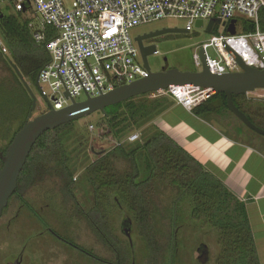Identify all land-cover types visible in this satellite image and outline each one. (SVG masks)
I'll return each instance as SVG.
<instances>
[{"label": "trees", "instance_id": "1", "mask_svg": "<svg viewBox=\"0 0 264 264\" xmlns=\"http://www.w3.org/2000/svg\"><path fill=\"white\" fill-rule=\"evenodd\" d=\"M1 13L0 39L7 54L0 52V70L4 72L0 77V138L7 139L2 127H8L13 116L21 118L1 148L4 154L14 134L27 120L31 106V97L12 66L29 86L34 85L38 71L48 62L49 56L44 43H37L33 38L32 15L24 11L2 10ZM259 25L264 30V9L259 12ZM253 29L251 23L243 26V31ZM52 31L45 28L46 38L54 35ZM149 94L107 106L102 113V120L97 124L101 134L123 142L108 151L95 152V159L81 167L89 206L77 201L74 172L78 167L66 146L74 120L44 131L36 139L10 198H21L26 189L45 178L58 179L60 191L70 197L69 201L79 214L75 217L84 221L97 241L114 254L113 264H135L132 231L145 245L148 260L157 264V257H161L163 264H172L175 233L181 222L206 227L208 233L215 232L219 249L213 264H260L244 202L152 123L167 101L166 96L148 98ZM232 100L254 125L264 130V100L252 99L247 94L232 95ZM8 111L12 114L9 117L6 116ZM191 112L204 120L235 117L228 110L222 92L203 100ZM235 118L238 120V137L246 131L264 138ZM136 130H139L138 139L126 141V137ZM117 157L126 162L121 169L114 165ZM24 204L33 211L26 201ZM83 204L85 208L81 207ZM113 211H118L120 227L127 236L125 244L112 232L110 214ZM197 260L208 263L209 258Z\"/></svg>", "mask_w": 264, "mask_h": 264}, {"label": "built area", "instance_id": "2", "mask_svg": "<svg viewBox=\"0 0 264 264\" xmlns=\"http://www.w3.org/2000/svg\"><path fill=\"white\" fill-rule=\"evenodd\" d=\"M1 5L4 11H24L38 20L33 38L44 43L49 56L38 76L48 110L61 109L82 94L94 97L146 77L148 71L142 59L139 61L140 51L129 31L168 17L186 18L184 28L188 33L198 20L202 26L212 18L225 23L224 32L215 29L194 51L196 66H202L199 50L203 48L206 66L213 74L241 71L236 56L249 66L264 68V30L259 25L264 0H0ZM233 20L236 33L231 34L228 30ZM246 23L253 24L254 29L243 31ZM216 24H212L211 31ZM45 28H51L54 35L46 38ZM209 48L215 56L208 55ZM0 50L6 53L1 39ZM259 90L254 92L264 100V89ZM207 91L196 86L169 85L150 94L166 95L191 110L205 100ZM137 139L135 132L126 137L128 142Z\"/></svg>", "mask_w": 264, "mask_h": 264}, {"label": "rangeland", "instance_id": "3", "mask_svg": "<svg viewBox=\"0 0 264 264\" xmlns=\"http://www.w3.org/2000/svg\"><path fill=\"white\" fill-rule=\"evenodd\" d=\"M0 8L3 10V5ZM31 24L32 27L38 28V20L35 16ZM186 24L187 19L184 17H168L137 25L131 28L129 33L134 40V37L138 34L163 27L184 28ZM206 24L207 21L204 22V26L196 27L193 23L189 33H167L154 37L151 41L145 40L144 44L152 42L157 50V54L147 56L150 70L159 71L164 69L165 66L179 70H200L201 66H196L192 58L194 51L215 33V29L225 31V23L223 22L216 24L214 31H207ZM134 44L138 47L135 40ZM0 52L2 51L0 50ZM207 52L208 55L215 56L212 48L207 49ZM5 54H7V49ZM139 61H141L140 56ZM3 74L4 72L0 70V77ZM44 88L46 93L49 94V89L46 86ZM30 89L36 99V107L32 114L34 117L36 114L45 111L47 101L35 85L30 84ZM257 91L260 92V90ZM153 95L156 94L151 93L148 98L158 97ZM162 96L165 95L160 97ZM85 99L84 94L76 97L77 101ZM11 115V111L6 112L7 117ZM230 117L238 124L235 117ZM20 120L19 116H13L7 124L8 127H2L5 138L8 139L11 136ZM101 120L102 112L99 110L75 119L70 127L72 134L70 133L66 141V146L78 167L74 172V179H77L74 183L77 188L74 191L77 198H79L77 201L80 204L84 202L86 206H89V196L86 195L88 194L87 185L83 183L81 167L95 159V156H97L95 152L108 151L117 144L116 140L101 134L100 127L97 126ZM223 121L225 120L223 119ZM90 125H92L91 129ZM230 127H233L231 123ZM134 132L139 135V130ZM7 139L0 138V144L5 145ZM82 161L84 162L82 163ZM125 164L126 162L122 158L117 157L114 160V165L119 169ZM60 184L58 179L45 178L37 185L26 189L21 198L12 197L10 199L8 206L3 209L0 216V264H4L6 258L10 260L15 256L19 258V264L114 263V254L97 241V238L84 221L75 217L78 212L72 201H69L70 197L66 194L65 196L60 191ZM24 201L30 205L33 211L25 206ZM84 204L81 206L82 208H85ZM86 208L88 209V207ZM183 208L186 209L185 206ZM110 224L112 232L125 244L127 236L120 227L118 211H113L110 214ZM131 234L134 243V263L153 264L151 260H148L145 245L135 232L132 231ZM175 239V257L172 264H213L219 249L214 231L208 233L206 227L199 228L196 224L181 222L175 233ZM200 243L207 247L208 255L206 259L209 258L208 263H200L197 260L199 256L198 246H200L198 244ZM100 258L107 263L100 261ZM161 263V257H157V264Z\"/></svg>", "mask_w": 264, "mask_h": 264}, {"label": "water", "instance_id": "4", "mask_svg": "<svg viewBox=\"0 0 264 264\" xmlns=\"http://www.w3.org/2000/svg\"><path fill=\"white\" fill-rule=\"evenodd\" d=\"M0 16H2V13H0ZM214 22L219 23L220 19L212 18L206 25L207 31H211ZM231 24L232 26L228 32L234 34L236 33L233 29L234 20L231 21ZM195 26H202V21H196ZM167 33H188V30L178 27H163L154 31L138 34L134 37L140 51L143 65L148 71L146 77L136 79L127 84L119 85L106 93L94 97L86 96V99L83 101H75L71 99V103L61 109L50 107L49 110L32 118L30 117L36 107V99L30 86L24 81L18 69L15 66H12L31 97V106L27 120L14 134L5 153L3 155L0 153L2 161V166L0 167V216L16 188L17 177L32 145L44 131L71 122L97 110L104 113L107 106L122 102L136 95L162 90L169 85H187L206 88L208 91L205 95V99L222 92L226 96V106L228 110L247 128L264 136V130L254 125L247 116L236 107L232 100V95L247 94L259 89H264V68L257 69L253 66H249L236 56V61L240 65L241 71L213 74L206 66L204 49L200 48L199 52L202 60L200 70L189 71L179 70L177 68H167L159 71H151L148 65L147 56L153 54L156 47L153 44L147 46L144 45L143 40ZM38 76L39 71L36 75L34 85L39 91H41ZM127 235L129 236V233ZM198 247V258L201 261H205L207 247L204 244H201Z\"/></svg>", "mask_w": 264, "mask_h": 264}, {"label": "crops", "instance_id": "5", "mask_svg": "<svg viewBox=\"0 0 264 264\" xmlns=\"http://www.w3.org/2000/svg\"><path fill=\"white\" fill-rule=\"evenodd\" d=\"M255 93L247 95L258 100ZM167 97L152 123L244 202L258 260L264 264V138L246 131L238 137L232 117L204 120Z\"/></svg>", "mask_w": 264, "mask_h": 264}, {"label": "flooded vegetation", "instance_id": "6", "mask_svg": "<svg viewBox=\"0 0 264 264\" xmlns=\"http://www.w3.org/2000/svg\"><path fill=\"white\" fill-rule=\"evenodd\" d=\"M154 38V37H153ZM153 38H150V39H144L143 40V44H144V41L146 40V41H151ZM152 44V42H149V43H147V44H144V45H151ZM154 45V44H153ZM156 47V46H155ZM156 52L155 53H153V54H157V50H155ZM167 68H169V67H164V69H167ZM163 70V69H162ZM35 110V109H34ZM33 110V111H34ZM32 114H33V112H32ZM37 115V114H36ZM35 115V116H36ZM33 116L31 115V117L30 118H32ZM3 147V145H1L0 144V153L3 155V153H2V151H1V148ZM6 150V149H5ZM0 160H1V157H0ZM2 162V161H1ZM2 166V164L0 165V167ZM10 199L11 198H9V201H10ZM9 201H8V204H9ZM8 204H7V206H8ZM6 206V207H7ZM2 213H3V211H2ZM4 264H19V258H16V256L15 257H13L12 259H10V260H8L7 258L5 259V262H4Z\"/></svg>", "mask_w": 264, "mask_h": 264}]
</instances>
